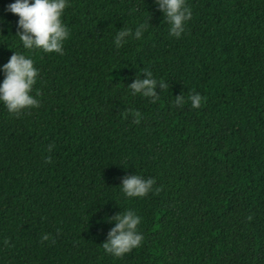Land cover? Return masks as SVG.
<instances>
[{
    "label": "trees",
    "instance_id": "obj_1",
    "mask_svg": "<svg viewBox=\"0 0 264 264\" xmlns=\"http://www.w3.org/2000/svg\"><path fill=\"white\" fill-rule=\"evenodd\" d=\"M14 2L0 0V84L25 54L41 106L17 118L0 103V264H264V0H186L179 39L155 0H68L63 55L23 48ZM144 69L169 86L156 103L127 88ZM134 174L163 190L125 197ZM127 210L143 243L116 258L100 246Z\"/></svg>",
    "mask_w": 264,
    "mask_h": 264
},
{
    "label": "clouds",
    "instance_id": "obj_2",
    "mask_svg": "<svg viewBox=\"0 0 264 264\" xmlns=\"http://www.w3.org/2000/svg\"><path fill=\"white\" fill-rule=\"evenodd\" d=\"M158 10L163 13L164 20L169 26V34L177 39L181 38L186 31V24L192 17L191 8L186 0H155ZM69 7L68 0H15L8 5L6 11L19 17L16 36L19 37L23 48L28 51L42 50L45 53H57L63 55L64 42L70 36L69 28L63 23L62 16L64 10ZM135 12L136 9H132ZM149 22L140 23L135 30L123 27L115 35L114 43L117 49L128 42V38L140 40L148 30ZM34 60L13 51L9 61L3 65V83L0 84V103H3L9 114L19 118L22 114H30L31 109L39 108L40 101L37 97L40 93L32 95L33 87L37 83L39 71L34 67ZM146 76L141 79L137 75L133 82L127 86L131 95H141L150 98L151 103H156L159 99L160 90L168 89V84L164 80H157L153 73L144 69L141 73ZM191 102L193 109L203 106L205 98L199 93H191L187 98ZM183 93L175 97L174 105L182 107L185 104ZM122 115L127 118L132 117L135 124H140L143 119L139 110L128 109ZM54 145L48 146L51 152ZM50 156L45 158V163H51ZM155 179L149 177L145 179L141 175H126L122 178L121 191L127 198H144L149 193H159L162 187H155ZM141 217L133 210H127L107 218V222L114 223V227L107 233L106 241L100 246L105 253L116 258H122L133 249L140 247L143 243V235L139 231ZM252 217L249 216L248 220ZM59 230L57 235H59ZM51 241L55 244L56 238L51 234H43L41 243ZM5 245L10 243L4 241Z\"/></svg>",
    "mask_w": 264,
    "mask_h": 264
}]
</instances>
